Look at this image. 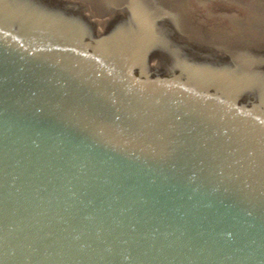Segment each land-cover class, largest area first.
Segmentation results:
<instances>
[{
  "label": "water",
  "instance_id": "95a60500",
  "mask_svg": "<svg viewBox=\"0 0 264 264\" xmlns=\"http://www.w3.org/2000/svg\"><path fill=\"white\" fill-rule=\"evenodd\" d=\"M0 264H264V0H0Z\"/></svg>",
  "mask_w": 264,
  "mask_h": 264
},
{
  "label": "flooded vegetation",
  "instance_id": "af4514ba",
  "mask_svg": "<svg viewBox=\"0 0 264 264\" xmlns=\"http://www.w3.org/2000/svg\"><path fill=\"white\" fill-rule=\"evenodd\" d=\"M75 28H77V30L72 28L71 34L75 38L76 43L79 46H87L88 52L92 53V49L95 48V42L93 41L92 37H89V35H87L85 37V34H84L83 31L79 32L78 31L79 30L78 29L79 28L78 25ZM135 76L137 78L141 79V80H148L149 79L148 75L143 70H140V71L136 70L135 71ZM172 78H173V76L172 77H168L167 79H172Z\"/></svg>",
  "mask_w": 264,
  "mask_h": 264
}]
</instances>
